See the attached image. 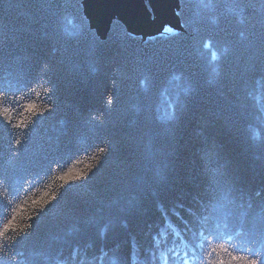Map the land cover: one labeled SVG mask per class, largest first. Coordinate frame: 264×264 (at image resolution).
Listing matches in <instances>:
<instances>
[{
	"label": "trees",
	"instance_id": "1",
	"mask_svg": "<svg viewBox=\"0 0 264 264\" xmlns=\"http://www.w3.org/2000/svg\"><path fill=\"white\" fill-rule=\"evenodd\" d=\"M83 1L0 0V83L24 120L0 118V264H165L172 228L259 247L264 0H178L173 32L106 38Z\"/></svg>",
	"mask_w": 264,
	"mask_h": 264
},
{
	"label": "snow or ice",
	"instance_id": "2",
	"mask_svg": "<svg viewBox=\"0 0 264 264\" xmlns=\"http://www.w3.org/2000/svg\"><path fill=\"white\" fill-rule=\"evenodd\" d=\"M205 47L207 48L208 45L205 44ZM213 59H216L215 54H213ZM18 91L19 89H17L16 92H13L10 85L6 87L3 83H0V118L15 128L23 127L24 120H20L18 123H13V121L8 118L7 114L11 111V108L8 107L7 100L9 98H15ZM48 110L51 111V109ZM24 112L43 115L42 112H38V106L35 103L26 104L24 106ZM101 151H103V149H101ZM164 216L167 223V213H164ZM167 226L169 228L172 227L170 223H168ZM12 227L13 221H10L4 226L3 231H0V237ZM217 227H219V225H217ZM190 230L191 229L186 225L184 231L186 232ZM172 231L174 232L175 237L179 238L180 242L177 243L174 238L171 244L167 246L166 250L160 253L161 258L165 260V264H167V257L169 254L172 256L175 264H261V261L264 260V227L248 233L251 241L259 242V247L249 248L241 246L238 249H232L229 247L231 241L234 239V236L232 235L223 237V242L217 239V242L213 244L212 240L205 236L204 230L200 229L197 233H194V236L197 237L196 242L194 244H189L175 228H172ZM242 231L243 229L238 230L235 233V236H240ZM161 238H163L164 242L167 244L166 233L163 229L161 230L159 237H153L156 241L157 247H159ZM212 239H216V237H213ZM181 248H183V252L180 251ZM221 252L227 254L229 257L227 261L223 256L219 255ZM151 256L154 259L155 252H152ZM214 256L217 258L213 259ZM56 264H62V262H56ZM113 264H115V261H113Z\"/></svg>",
	"mask_w": 264,
	"mask_h": 264
},
{
	"label": "water",
	"instance_id": "3",
	"mask_svg": "<svg viewBox=\"0 0 264 264\" xmlns=\"http://www.w3.org/2000/svg\"><path fill=\"white\" fill-rule=\"evenodd\" d=\"M178 0H84V11L101 38L115 22L140 35L163 32V24L179 25Z\"/></svg>",
	"mask_w": 264,
	"mask_h": 264
},
{
	"label": "rangeland",
	"instance_id": "4",
	"mask_svg": "<svg viewBox=\"0 0 264 264\" xmlns=\"http://www.w3.org/2000/svg\"><path fill=\"white\" fill-rule=\"evenodd\" d=\"M176 28L174 26H171L170 24L168 23H164L163 24V28H162V31L164 33H171L175 30ZM161 32V31H160Z\"/></svg>",
	"mask_w": 264,
	"mask_h": 264
}]
</instances>
